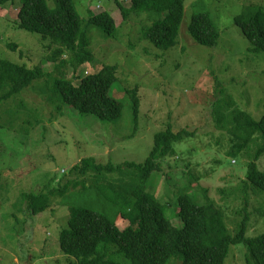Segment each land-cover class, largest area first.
<instances>
[{"label":"rangeland","instance_id":"rangeland-1","mask_svg":"<svg viewBox=\"0 0 264 264\" xmlns=\"http://www.w3.org/2000/svg\"><path fill=\"white\" fill-rule=\"evenodd\" d=\"M75 3L83 19L86 13L108 12L117 29L106 39L97 35L99 29H91L94 62L76 71L68 65L58 68L49 60L54 47H48V38L18 27V0L0 6V60L28 68L43 65L46 73L0 104V264H70L72 259L62 255L58 238L71 206L101 213L119 229L127 226L119 215L125 210L109 201L115 195L100 190L116 177L120 179L121 173L130 174L126 168L95 180L89 173L85 184L66 190L63 196H52L50 207L38 214L22 195L45 194L68 181H83L70 171L84 158L114 167L141 164L152 150L154 135L168 124L173 132L184 129L191 135L174 146L175 155L161 162L162 172L149 177L145 191L166 206L171 225L182 227L176 194L189 184L188 192L199 204L214 202L221 207L229 229L235 218V224L240 222L237 213L245 207L249 218L246 236L264 234V191L253 189L247 181L248 163L255 162L264 172V153L257 158L260 142L253 141L231 157L228 152L244 133L234 137L233 126L226 120L233 105L254 121L264 115V52L248 51L250 44L234 23L241 14L264 12V0H184L177 43L166 51L143 37V29L163 15L130 13L123 19L111 0ZM119 3L125 10L130 7L129 0ZM199 12H205L219 31L215 47L197 44L188 33L192 15ZM9 44H15L16 51ZM103 66H117L111 95L123 108L116 121L81 114L52 96L53 77L64 75L77 83ZM134 88L139 98L137 117L125 94ZM246 252L244 245L231 246L224 264H248ZM117 260L125 261L122 255ZM169 264L181 262L171 258Z\"/></svg>","mask_w":264,"mask_h":264},{"label":"trees","instance_id":"trees-1","mask_svg":"<svg viewBox=\"0 0 264 264\" xmlns=\"http://www.w3.org/2000/svg\"><path fill=\"white\" fill-rule=\"evenodd\" d=\"M14 1L0 0V6ZM18 1L21 4L17 13L18 27L48 38V47H54L49 60L58 68L68 65L76 71L84 64L94 62L89 36L91 29H99L101 33L97 35H103L105 39L113 37L117 30L114 18L108 12L86 13L84 18L87 19H83L76 9L75 0ZM111 1L123 19L130 13H155L160 18L163 15L162 19L143 29V37L164 51L176 45L184 16V0H129L128 10L119 0ZM234 23L240 26L250 44L248 51L264 52V12L257 11L252 16L241 14L234 18ZM188 33L201 46L212 48L218 43L219 31L205 12L192 15ZM8 48L17 49L15 44H9ZM64 56L68 58L64 59ZM42 67L28 68L0 60V104L44 78L46 73ZM77 80L74 83L64 75L53 77L50 81L52 96L64 106L100 121L114 122L121 116L122 104L111 95L117 82V66H103L98 72ZM125 94L131 100L134 117H137V88L126 89ZM229 104L233 105L232 102ZM234 107L227 115V124L233 126L234 137L238 132L244 133V137L233 145L228 154L234 158L250 142L256 141L260 142L256 150L258 158L264 153V115L254 121L247 112L237 111ZM222 119L223 115L220 122ZM189 134L184 129L173 132L168 124L165 130L154 135L152 150L143 163H124L114 167L111 164L100 165L94 158H84L70 171L83 181H68L56 191L37 195L24 193L22 197L32 212L38 214L50 207L52 196H63L66 190L85 184L89 173L95 180L114 173L115 169L126 168L130 174L121 173L120 179L116 177L100 190L104 194L110 191L115 195L109 197V201L125 210L119 215L128 225L119 229L113 220L101 213L69 207L67 225L60 231L58 243L62 255L72 259L70 264H169L171 258L181 264H224L231 246L235 245H244L248 264H264V234L251 238L246 236L249 218L245 207L237 213L242 217L240 222L235 224V218L234 227L229 229L221 207L214 202L199 204L188 192L189 184H185L176 194L177 216L182 222V227L176 228L166 218V206L161 200L145 191L149 177L154 172H162L161 162L175 155L174 146ZM247 169V181L251 187L264 191V172L257 168L255 162L248 163ZM119 255L125 261H118Z\"/></svg>","mask_w":264,"mask_h":264}]
</instances>
